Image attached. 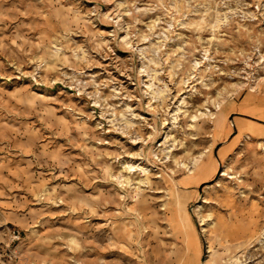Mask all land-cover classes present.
Here are the masks:
<instances>
[{"label":"rangeland","instance_id":"374dc122","mask_svg":"<svg viewBox=\"0 0 264 264\" xmlns=\"http://www.w3.org/2000/svg\"><path fill=\"white\" fill-rule=\"evenodd\" d=\"M0 264H264V0H0Z\"/></svg>","mask_w":264,"mask_h":264},{"label":"bare ground","instance_id":"6f19581e","mask_svg":"<svg viewBox=\"0 0 264 264\" xmlns=\"http://www.w3.org/2000/svg\"><path fill=\"white\" fill-rule=\"evenodd\" d=\"M198 205H199V203H198ZM204 230H206V227L204 226ZM208 249L210 250V245L208 244Z\"/></svg>","mask_w":264,"mask_h":264},{"label":"water","instance_id":"95a60500","mask_svg":"<svg viewBox=\"0 0 264 264\" xmlns=\"http://www.w3.org/2000/svg\"><path fill=\"white\" fill-rule=\"evenodd\" d=\"M201 190H202V188H201Z\"/></svg>","mask_w":264,"mask_h":264}]
</instances>
